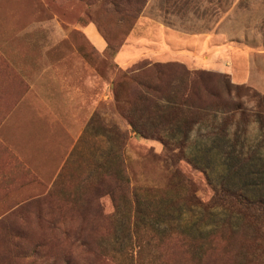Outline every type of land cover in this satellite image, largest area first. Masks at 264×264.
Instances as JSON below:
<instances>
[{
  "label": "rangeland",
  "instance_id": "374dc122",
  "mask_svg": "<svg viewBox=\"0 0 264 264\" xmlns=\"http://www.w3.org/2000/svg\"><path fill=\"white\" fill-rule=\"evenodd\" d=\"M128 4L0 0V34L20 19L29 35L53 32L57 16L63 46L94 66L95 94L109 83L89 120L91 155L65 162L46 191L0 142V264H264V0ZM75 21L97 26L102 52L69 30ZM154 67L162 93L186 71H204L216 93L188 137L174 126L163 147L148 141L150 106L129 103ZM11 105L0 102V119Z\"/></svg>",
  "mask_w": 264,
  "mask_h": 264
},
{
  "label": "crops",
  "instance_id": "0c3cea01",
  "mask_svg": "<svg viewBox=\"0 0 264 264\" xmlns=\"http://www.w3.org/2000/svg\"><path fill=\"white\" fill-rule=\"evenodd\" d=\"M51 20L57 23L53 32L29 35L25 28L31 27L30 21L20 19L0 34V102L12 104L0 119V142L15 162L37 175L36 183L45 191L65 162L78 154L85 159L91 155L87 140L94 133L89 120L96 101L109 97V83L95 94L94 66L84 51L63 46L62 39L70 37L57 16ZM32 22L36 29L45 28V19L36 26ZM78 28L95 50L105 49L106 41L93 22H69L70 31ZM148 141L163 147L158 139Z\"/></svg>",
  "mask_w": 264,
  "mask_h": 264
},
{
  "label": "trees",
  "instance_id": "16d2710c",
  "mask_svg": "<svg viewBox=\"0 0 264 264\" xmlns=\"http://www.w3.org/2000/svg\"><path fill=\"white\" fill-rule=\"evenodd\" d=\"M111 1L114 5L117 3V0ZM124 1L129 8V0ZM117 8L122 12L129 10L127 7L121 9L119 5ZM153 72L156 81L149 84L138 82L139 91L130 99L129 103L138 106V109H141L142 106L146 108L150 106V110L157 117L156 122L152 125L156 128V132L150 138L158 139L165 146L169 142L163 133L171 130L174 126H180L184 129V138L188 137L193 126L203 118V112L207 110V107L201 102L204 100L202 97L204 94L215 97L216 93L204 78V71H186L183 79L176 83L170 82V89L166 93L161 92L159 83L164 72L159 67H154ZM159 101H163V103H159ZM128 122L133 131L144 138L142 131L137 130L138 127H136L134 119L130 117Z\"/></svg>",
  "mask_w": 264,
  "mask_h": 264
}]
</instances>
